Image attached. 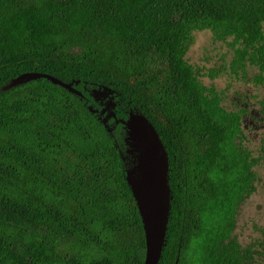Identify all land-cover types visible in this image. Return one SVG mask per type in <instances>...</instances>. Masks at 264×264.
<instances>
[{
	"label": "trees",
	"instance_id": "16d2710c",
	"mask_svg": "<svg viewBox=\"0 0 264 264\" xmlns=\"http://www.w3.org/2000/svg\"><path fill=\"white\" fill-rule=\"evenodd\" d=\"M203 31L231 39L232 75L247 62L264 70V0H0V264H143L122 131L87 110L99 87L115 92L117 117L143 114L166 150L158 264H255L234 232L258 159L243 148L246 110L227 112L186 61ZM27 72L79 81L84 98L44 79L1 90Z\"/></svg>",
	"mask_w": 264,
	"mask_h": 264
},
{
	"label": "water",
	"instance_id": "95a60500",
	"mask_svg": "<svg viewBox=\"0 0 264 264\" xmlns=\"http://www.w3.org/2000/svg\"><path fill=\"white\" fill-rule=\"evenodd\" d=\"M44 79L52 85L58 86L68 93L83 99V95L75 86L80 82L64 83L61 80L37 72H27L18 75L4 85L1 90L8 91L32 81ZM115 92L108 87L92 89L89 96L94 102L109 99L106 109L98 110L87 106L91 114L99 115L98 119L108 133L111 129L107 125L109 118L115 115L100 116L115 105L111 102ZM124 129L123 144L124 156L120 157L125 162V182L131 192L142 224L145 241L143 264H158L165 245V236L172 200L169 187V164L166 150L154 126L147 118L139 113H130L125 121H120Z\"/></svg>",
	"mask_w": 264,
	"mask_h": 264
},
{
	"label": "rangeland",
	"instance_id": "374dc122",
	"mask_svg": "<svg viewBox=\"0 0 264 264\" xmlns=\"http://www.w3.org/2000/svg\"><path fill=\"white\" fill-rule=\"evenodd\" d=\"M194 44L186 55V61L201 73L200 81L206 87H214L222 95V105L228 111L235 112L243 104L251 111L250 115L243 118L246 124L251 123V114L257 116L261 110L260 99L264 97L261 87H257L251 82L258 70L255 67H248L246 78L249 82L242 80V75L237 78L229 71V64L234 56V51L230 47L231 39L226 42L213 41L210 32H196L193 34ZM220 72V76L210 80L207 74ZM216 74V73H215ZM254 96L255 98H250ZM260 123H255L250 129L245 131L247 142L244 146L253 153L259 155L258 150L262 139H264L263 117L258 116ZM250 125V124H249ZM258 182L256 192L247 199L238 210L236 228L234 235L241 246L253 245V250L260 252L256 255L255 264H264V256L260 244L263 242L264 232V163L255 169ZM256 226V229H254Z\"/></svg>",
	"mask_w": 264,
	"mask_h": 264
},
{
	"label": "flooded vegetation",
	"instance_id": "af4514ba",
	"mask_svg": "<svg viewBox=\"0 0 264 264\" xmlns=\"http://www.w3.org/2000/svg\"><path fill=\"white\" fill-rule=\"evenodd\" d=\"M247 66L250 68V67H255L257 70H258V73L257 74H255L254 75V77L252 78V80H251V82H253V84L255 85V86H257V87H261L262 89H263V92H264V86H262L261 84H258V83H255V79L258 77V76H261L262 78H264V70H260V67L259 66H256V65H250L248 62H247V64H246V68H245V71H244V73L243 74H241V75H244L245 77L244 78H242V80H244V81H246V82H249V80L246 78V75H245V73H246V70H247ZM217 73V72H216ZM220 72H219V75L217 74V76L215 77V78H217V77H219L220 76ZM214 78V79H215ZM201 82V81H200ZM214 88V87H213ZM95 89H99V88H95ZM215 89V88H214ZM90 92V91H89ZM215 92L218 94V97L220 98V105L223 107V105H222V95H223V93L224 92H218V91H216L215 90ZM250 98H255L254 96H250ZM109 99H110V97H108L107 99H102L101 101H99V102H94L93 100V102H92V105H91V107L93 108V109H95V110H98V112H100L101 110H103V109H106V106L108 105V103H109ZM111 102L112 103H114V107L112 108V109H110L109 108V111H106V112H104V115H102V116H100V118L101 119H104V118H106L105 116H109L110 115V113H113L114 115H115V117L114 118H109L108 120H107V125H108V127L111 129V131H114L117 127H119L120 128V130L122 131V133L120 134V135H122V140L124 139V129H123V125L120 123V121H125L126 119H127V117H128V115L130 114V113H134V112H137V111H130L129 113H128V115H127V117H124V118H122L120 115H118V117L116 116V114H115V112H114V110H115V108H116V101H115V98L112 100L111 99ZM263 104H264V97L262 98V99H260V102H259V105H260V107H261V110L258 112V114H257V116H253L252 114H251V120H253V121H251V123H249V124H246L245 122H244V120H243V118L244 117H246L247 115H250V113H251V111H249V109L246 107L247 105H242L238 110H236L235 112H239L240 111V109H245L246 110V114H245V116H242V125H241V127H242V132H243V135H244V137H245V140H244V142H243V144L245 145L246 144V142H247V135L245 134V131L246 130H248V129H250V127L251 126H253L255 123H260L261 122V120H259L258 119V116L259 115H261L262 117H263V119H262V122L264 123V113H263ZM224 108V107H223ZM225 109V108H224ZM227 112H233V111H228L227 109H225ZM98 117H99V115H98ZM148 120V119H147ZM261 129H264V127H262ZM243 145V148H244V150H246L250 155H251V157L252 158H254V159H258V162H257V164L252 168V170L254 171V173H255V169L257 168V167H259L260 165H262L263 163H264V155H262V153L260 152V148L264 145V139H262V141H261V144H260V147H259V150H258V153H259V155H257V156H254L253 155V153L252 152H250L247 148H246V146H244ZM125 150V149H124ZM255 176H256V173H255ZM257 182H258V179H257V177H256V183H255V191L252 193V194H254L255 192H256V184H257ZM249 199V198H248ZM247 200V199H246ZM245 200V201H246ZM244 201V202H245ZM243 202V203H244ZM242 203V204H243ZM254 229H256V226H254ZM263 230V232H264V229H262ZM263 240H264V238H263ZM258 255L260 256V252L258 253ZM256 256V255H255Z\"/></svg>",
	"mask_w": 264,
	"mask_h": 264
}]
</instances>
